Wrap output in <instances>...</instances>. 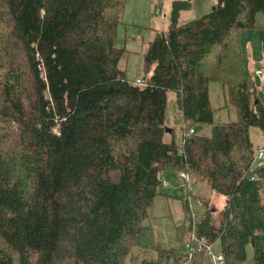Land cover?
<instances>
[{
  "label": "trees",
  "instance_id": "obj_1",
  "mask_svg": "<svg viewBox=\"0 0 264 264\" xmlns=\"http://www.w3.org/2000/svg\"><path fill=\"white\" fill-rule=\"evenodd\" d=\"M126 3L0 0V264H159L169 251L147 220L166 171L226 198L218 223L209 200L200 222L189 214L180 240L218 242L226 264H243L251 247L264 264V157L250 135L264 132V87L239 50L264 0H214L187 22L193 1L174 0L168 29L154 28L142 51L146 85L119 66ZM213 82L238 120L214 124ZM169 92L184 122L210 124V136L185 124L178 144L166 132ZM202 263L196 252L190 264Z\"/></svg>",
  "mask_w": 264,
  "mask_h": 264
},
{
  "label": "rangeland",
  "instance_id": "obj_2",
  "mask_svg": "<svg viewBox=\"0 0 264 264\" xmlns=\"http://www.w3.org/2000/svg\"><path fill=\"white\" fill-rule=\"evenodd\" d=\"M173 1L127 0L123 18L124 23L118 27L116 45L120 48H125V53L120 60L119 66L126 71V76L130 81L136 82L137 78L147 79L150 77V74L146 73L144 69L142 41L146 42L144 45L145 49L155 36L156 32L153 29H162L164 24V20H160V15L162 14L166 15L165 29H168L169 14ZM192 1L193 7L183 11L179 18L180 22H187L209 13L213 6H215L214 0ZM239 50L245 60L246 76L248 78L252 77L257 82L261 81L260 86L264 87V13L260 12L257 14L256 26L254 28H247L240 33ZM258 70L263 72V77L257 76L256 72ZM258 95L264 104V89L260 90ZM209 96L214 112V124L238 120V111L230 102V99L226 98L220 83L213 82L210 84ZM185 124L192 125L196 129L197 135L210 136L212 133V126L210 124L185 123L178 109L174 93L169 92L165 127L174 129V138L178 144L181 143L182 128ZM250 135L255 144V149L258 150L260 147H264V132L253 127ZM192 180L194 184H191L192 188H189L186 185L179 186L171 171L163 172L161 175V181L168 182V185H163L159 188L161 193L155 198L150 210V218L147 220L154 228L162 247L169 251V255H164L160 259L159 264H183L184 256L189 253L187 243L190 240L187 241L186 236L183 237L185 240H180L177 231L178 227L184 224L186 231H188L189 214L192 215L195 222H200L208 210L204 202L209 200V208L217 212H215V218L218 223L220 212L225 207L226 198L223 195L213 191L207 182L200 180L196 176H193L190 181ZM189 191H192L194 196L189 199L190 210H187L185 200ZM196 243L197 241L195 240ZM143 251V248H136L134 253L135 255L141 254V256L153 257V252ZM219 251L220 245L217 242L214 244L213 252L218 253ZM248 255V260L243 264H254L250 258L252 256L251 247L248 249ZM205 264H212L211 259L207 258Z\"/></svg>",
  "mask_w": 264,
  "mask_h": 264
},
{
  "label": "built area",
  "instance_id": "obj_3",
  "mask_svg": "<svg viewBox=\"0 0 264 264\" xmlns=\"http://www.w3.org/2000/svg\"><path fill=\"white\" fill-rule=\"evenodd\" d=\"M256 74L261 76L262 71L258 70ZM136 82L142 85H146V82L142 79H137ZM263 157H264V148L260 147L257 153V159H263ZM190 179H191L190 174L185 171H181L178 175V181H182L187 187L192 188ZM162 185L166 186L168 185V182L162 181ZM196 241L197 243L195 246L194 245L192 246L190 242L187 243V248L189 249V253L184 256V260L182 262L183 264H190L196 252L203 253L204 255L203 264H205V260L207 258L211 259L212 264H226L224 254L221 251H219L218 253H214L213 252L214 245L213 243L209 242V240L206 237H200Z\"/></svg>",
  "mask_w": 264,
  "mask_h": 264
},
{
  "label": "crops",
  "instance_id": "obj_4",
  "mask_svg": "<svg viewBox=\"0 0 264 264\" xmlns=\"http://www.w3.org/2000/svg\"><path fill=\"white\" fill-rule=\"evenodd\" d=\"M171 8H172V6H171ZM126 10V9H125ZM183 13V12H182ZM124 14H125V12H124ZM169 16H170V14H169ZM160 20L162 21V20H164V22H165V17H166V15L165 14H162V15H160ZM170 21H171V18H170ZM170 21H169V23H168V25L170 24ZM146 44V42H144V41H142V51L144 50V45ZM137 79H139V78H137ZM136 79V80H137Z\"/></svg>",
  "mask_w": 264,
  "mask_h": 264
},
{
  "label": "water",
  "instance_id": "obj_5",
  "mask_svg": "<svg viewBox=\"0 0 264 264\" xmlns=\"http://www.w3.org/2000/svg\"><path fill=\"white\" fill-rule=\"evenodd\" d=\"M216 6H213L212 10H215ZM166 132L172 133V129L165 127Z\"/></svg>",
  "mask_w": 264,
  "mask_h": 264
},
{
  "label": "bare ground",
  "instance_id": "obj_6",
  "mask_svg": "<svg viewBox=\"0 0 264 264\" xmlns=\"http://www.w3.org/2000/svg\"><path fill=\"white\" fill-rule=\"evenodd\" d=\"M191 180V179H190Z\"/></svg>",
  "mask_w": 264,
  "mask_h": 264
}]
</instances>
